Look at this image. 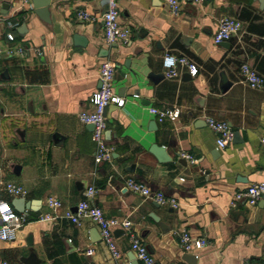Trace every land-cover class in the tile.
<instances>
[{"label":"crops","instance_id":"obj_1","mask_svg":"<svg viewBox=\"0 0 264 264\" xmlns=\"http://www.w3.org/2000/svg\"><path fill=\"white\" fill-rule=\"evenodd\" d=\"M119 21L130 41L106 44L100 19H78V9L97 18L104 0H51L49 22L40 19L31 0H0V18L17 22L14 42L0 23V46L21 44L25 55L0 53V198L14 182L28 220L13 241L0 240V261L9 264H115L98 229L88 218L74 224L60 217L76 211L84 190L97 191L91 204L107 217L131 222L155 264H264V203L233 195L264 182V86L243 81L240 65L249 63L264 78V0H178L173 13L165 0H117ZM221 17L241 22L228 41L214 43ZM185 56L198 72L185 68L176 78L163 74L164 54ZM115 65L113 90L123 105L104 111L109 162L96 164L92 128L78 113L90 110L99 87V64ZM230 85L221 88L220 73ZM178 109L175 120L158 122L150 108ZM205 117L227 122L231 142L216 147ZM155 146L163 147L159 152ZM187 153L189 162L180 154ZM132 177L178 201L160 205L125 185ZM61 201L51 209L46 198ZM14 208V207H13ZM50 212L53 221L38 220ZM204 237L200 249L185 251L179 236ZM115 243L129 260L128 236L114 230ZM130 261V260H129Z\"/></svg>","mask_w":264,"mask_h":264},{"label":"built area","instance_id":"obj_2","mask_svg":"<svg viewBox=\"0 0 264 264\" xmlns=\"http://www.w3.org/2000/svg\"><path fill=\"white\" fill-rule=\"evenodd\" d=\"M199 1V0H195ZM105 8L97 18L91 12L85 9H78L75 16L81 20L93 21L100 19L103 26L104 41L110 45L116 42L127 43L130 41V30L127 26L122 25L119 21V8L117 0H104ZM173 13L179 10L178 0H165ZM0 23H3L8 30L5 32L7 42H14L15 35L13 29L17 26V22L11 19L0 18ZM241 29V22L232 17H221L218 20L217 29L213 35V41L219 44L228 41L234 34ZM1 37V32H0ZM28 48L21 45L0 46V53L9 56H20L27 53ZM163 74L166 78H176L180 75V69L185 68L190 76H195L198 68L195 63L190 61L185 56H175L172 54H164L162 57ZM115 65L110 60H103L99 64L98 76L99 87L92 92L89 97L91 105L90 110H82L78 113V118L85 124L92 125V139L95 143L94 160L96 164L109 162L112 158V146L108 145L105 138V116L104 110L109 104L117 106L123 105V99L120 98L113 90V77ZM240 71L243 81L253 88L264 86V78L260 76L252 66L244 62L240 65ZM151 114L155 116L158 122H163L166 119L175 120L179 115V110L174 109H157L150 108ZM207 126L216 134V147L219 149L227 146L232 138L234 131L231 126L225 122L216 120L212 117H205ZM259 142L264 146V128L259 135ZM183 158L193 163L195 159L187 153L180 154ZM125 185L134 193H137L144 198L153 200L157 204L177 208L179 203L173 196L165 195L162 191L152 190L142 182L135 180L132 177L125 179ZM2 189L8 194L23 197L26 193L25 189L14 182H3ZM97 189L90 185L83 192V198L76 204V211L73 212L66 209L60 216L70 222L79 225L81 220L88 218L96 225L100 237L108 248L115 264H130V261L121 256L116 243L114 230L121 228L128 236L130 251L139 264H155L154 258L148 251L146 245L141 241L139 236L131 229V222L126 219L107 217L103 210L91 204ZM264 195V182H258L248 185L244 190L235 193L230 201V205L234 207L237 202L244 200L248 205H254ZM46 205L51 208H59L62 203L57 198L48 196ZM57 216L50 212L41 214L38 220L53 221ZM28 220L26 213H18L13 206L6 200L0 198V240L13 241L16 238L17 230L23 226ZM180 245L185 251L200 249L205 244L204 237H191L188 232L184 231L179 236ZM0 264H9L2 260ZM243 264H260L258 261L246 260Z\"/></svg>","mask_w":264,"mask_h":264},{"label":"water","instance_id":"obj_3","mask_svg":"<svg viewBox=\"0 0 264 264\" xmlns=\"http://www.w3.org/2000/svg\"><path fill=\"white\" fill-rule=\"evenodd\" d=\"M51 0H31L32 4V9L33 12L43 21L49 22V4ZM220 86L222 89H226L229 85L230 82L227 80L224 72L220 73ZM100 85V84H99ZM105 111V110H104ZM92 128V125H90ZM155 149L159 152H162L163 147L155 146ZM262 199L264 200V195L262 196ZM264 203V201H263ZM12 206L16 211H23V209L26 207V202L24 198L22 197H17L14 198L12 201ZM130 264H139L137 260L134 258V255L131 254L129 256Z\"/></svg>","mask_w":264,"mask_h":264}]
</instances>
